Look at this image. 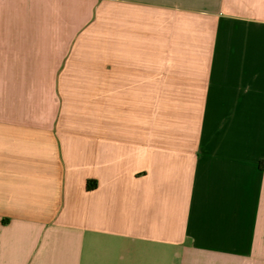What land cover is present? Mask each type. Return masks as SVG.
Masks as SVG:
<instances>
[{
    "label": "crops",
    "instance_id": "1",
    "mask_svg": "<svg viewBox=\"0 0 264 264\" xmlns=\"http://www.w3.org/2000/svg\"><path fill=\"white\" fill-rule=\"evenodd\" d=\"M264 0H0V264H264Z\"/></svg>",
    "mask_w": 264,
    "mask_h": 264
},
{
    "label": "trees",
    "instance_id": "2",
    "mask_svg": "<svg viewBox=\"0 0 264 264\" xmlns=\"http://www.w3.org/2000/svg\"><path fill=\"white\" fill-rule=\"evenodd\" d=\"M260 167L264 168V160L260 161Z\"/></svg>",
    "mask_w": 264,
    "mask_h": 264
}]
</instances>
